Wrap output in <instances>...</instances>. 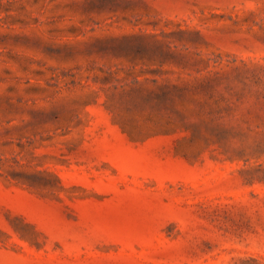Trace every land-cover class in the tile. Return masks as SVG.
<instances>
[{
    "label": "rangeland",
    "instance_id": "rangeland-1",
    "mask_svg": "<svg viewBox=\"0 0 264 264\" xmlns=\"http://www.w3.org/2000/svg\"><path fill=\"white\" fill-rule=\"evenodd\" d=\"M0 264H264V0H0Z\"/></svg>",
    "mask_w": 264,
    "mask_h": 264
}]
</instances>
